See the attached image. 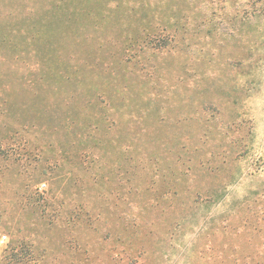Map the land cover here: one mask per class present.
Instances as JSON below:
<instances>
[{"label":"rangeland","instance_id":"obj_1","mask_svg":"<svg viewBox=\"0 0 264 264\" xmlns=\"http://www.w3.org/2000/svg\"><path fill=\"white\" fill-rule=\"evenodd\" d=\"M105 2L0 0V264H264V20Z\"/></svg>","mask_w":264,"mask_h":264},{"label":"trees","instance_id":"obj_2","mask_svg":"<svg viewBox=\"0 0 264 264\" xmlns=\"http://www.w3.org/2000/svg\"><path fill=\"white\" fill-rule=\"evenodd\" d=\"M121 1L123 0H106V5L102 3V9L113 5L119 8ZM130 2L131 14L135 22L139 20L141 23L138 28L141 29L144 38L148 37L150 43L155 42L152 40L153 37H158L157 41H160V38L164 39L166 34L176 29L174 28L176 25H179L182 31H186L185 23L190 20L189 16L192 14H199L203 19L207 34L217 32L230 41L248 35L264 20V0H130ZM137 14H140L138 18ZM148 15L151 17H147ZM64 16L62 23L69 26L76 21L77 15L65 13ZM96 16L100 18L105 15ZM136 24L137 22L133 25Z\"/></svg>","mask_w":264,"mask_h":264},{"label":"built area","instance_id":"obj_3","mask_svg":"<svg viewBox=\"0 0 264 264\" xmlns=\"http://www.w3.org/2000/svg\"><path fill=\"white\" fill-rule=\"evenodd\" d=\"M3 238H4V237H3ZM3 238L0 239V243H1V244L4 242V241H3V240H4ZM32 264H36V263H32Z\"/></svg>","mask_w":264,"mask_h":264}]
</instances>
